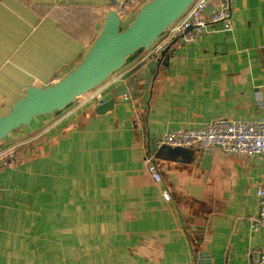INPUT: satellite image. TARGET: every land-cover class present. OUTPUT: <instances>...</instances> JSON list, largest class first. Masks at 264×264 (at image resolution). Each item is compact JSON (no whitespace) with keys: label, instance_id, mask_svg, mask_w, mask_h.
Segmentation results:
<instances>
[{"label":"crops","instance_id":"crops-1","mask_svg":"<svg viewBox=\"0 0 264 264\" xmlns=\"http://www.w3.org/2000/svg\"><path fill=\"white\" fill-rule=\"evenodd\" d=\"M115 2L0 0V117L29 85L72 70ZM232 10L231 31L175 42L140 98L98 112L88 92L6 137L18 158L0 170V264H250L248 248H264V226H250L264 157L157 147L163 132L214 118L264 120V0Z\"/></svg>","mask_w":264,"mask_h":264},{"label":"water","instance_id":"water-1","mask_svg":"<svg viewBox=\"0 0 264 264\" xmlns=\"http://www.w3.org/2000/svg\"><path fill=\"white\" fill-rule=\"evenodd\" d=\"M120 0L115 4L119 5ZM194 0H149L141 6L133 22L124 28L117 10H107L102 26L89 44L82 59L57 82L39 87L29 85L26 94L17 99L11 110L0 117V142L11 132L41 115L62 111L79 96L86 94L114 73L133 62L180 18ZM170 49L129 75L116 89L99 102L98 112H105L117 102L140 98L168 57ZM140 82L143 85L140 86ZM119 96L123 98L118 99ZM196 227L200 230V226Z\"/></svg>","mask_w":264,"mask_h":264},{"label":"built area","instance_id":"built-area-1","mask_svg":"<svg viewBox=\"0 0 264 264\" xmlns=\"http://www.w3.org/2000/svg\"><path fill=\"white\" fill-rule=\"evenodd\" d=\"M143 0H120L116 9L123 19L126 10L131 6L138 7ZM233 0H194L187 11L173 22L166 31L144 51L139 57L131 62L121 74L134 72L150 62L158 59L164 50L170 49L175 42H192L200 35L218 31H231L233 28ZM212 6L213 10L205 16V10ZM118 72V71H117ZM118 75H112L107 83L115 81ZM105 86L90 91L89 100H100L104 97ZM85 94L78 97L84 98ZM77 99V100H78ZM83 100V99H82ZM168 145L173 148H195L208 150L218 148L227 154L259 155L264 157V120L244 121L227 118H214L205 122L198 128H179L163 132L158 140L157 147ZM15 144H2L0 146V170L14 165L17 161L18 149ZM148 170L155 181L162 180V174L154 160L153 155L144 158ZM0 185V190H1ZM259 199V212L250 219V226L257 231L264 226V172L261 182L257 186ZM165 200H170L169 191L163 192ZM248 252L251 257L250 264H264V248L250 246Z\"/></svg>","mask_w":264,"mask_h":264},{"label":"trees","instance_id":"trees-1","mask_svg":"<svg viewBox=\"0 0 264 264\" xmlns=\"http://www.w3.org/2000/svg\"><path fill=\"white\" fill-rule=\"evenodd\" d=\"M134 72H135V71H134ZM5 140H6V138L0 142V146H1L2 144H5V142H4Z\"/></svg>","mask_w":264,"mask_h":264},{"label":"rangeland","instance_id":"rangeland-1","mask_svg":"<svg viewBox=\"0 0 264 264\" xmlns=\"http://www.w3.org/2000/svg\"><path fill=\"white\" fill-rule=\"evenodd\" d=\"M111 77V76H110Z\"/></svg>","mask_w":264,"mask_h":264}]
</instances>
